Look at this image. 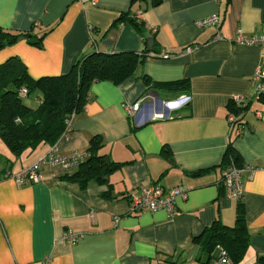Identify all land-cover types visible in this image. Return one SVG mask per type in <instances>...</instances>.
Wrapping results in <instances>:
<instances>
[{"label":"crops","instance_id":"0c3cea01","mask_svg":"<svg viewBox=\"0 0 264 264\" xmlns=\"http://www.w3.org/2000/svg\"><path fill=\"white\" fill-rule=\"evenodd\" d=\"M152 3L0 0L2 29L37 37L47 33L41 48L21 39L0 51V65L16 57L34 79L67 74L93 49L106 54L148 51L149 40L129 22L114 26L123 14L142 22L154 39L153 53L134 77L91 86L86 108L74 115L69 135L59 145V155L87 158L93 139L101 138L99 153L122 165L109 175L110 189L91 183L83 190L67 181L60 168L48 167L41 170L39 183L20 186L7 175L32 166L51 146L18 158L0 138V264H43L46 259L48 264H209L200 241L204 231L217 220L234 226L240 205L250 235L241 264H259L264 258V99L251 102L240 115L244 133L232 137L241 163L257 168L253 176H244L243 199H230L221 185L231 165L225 161L230 100L235 95L251 99L256 72L264 70V47L233 40L239 32L264 34V0ZM215 15L219 27L197 26ZM190 46L198 48L187 53ZM162 52L171 58L163 59ZM182 80L189 89L171 92L157 85ZM145 95L152 98L142 111L127 116L123 105ZM161 96L164 102L180 96L191 100L170 118L155 120ZM165 149L171 150L174 163L163 155ZM202 170L208 171L193 175ZM147 186L182 187L188 197L177 200L173 217L164 210L131 213L130 195ZM67 232L79 234V240L69 243Z\"/></svg>","mask_w":264,"mask_h":264},{"label":"trees","instance_id":"16d2710c","mask_svg":"<svg viewBox=\"0 0 264 264\" xmlns=\"http://www.w3.org/2000/svg\"><path fill=\"white\" fill-rule=\"evenodd\" d=\"M138 1L140 0H132V3ZM161 1L153 0L152 5L157 6ZM126 22L133 25L144 39L149 40L142 22L129 17L128 14H123L114 26ZM46 35L47 33H44L37 37L31 33H15L0 27V51L21 39H27L31 45L41 48ZM153 51L106 54L93 49L82 55L67 74L39 79L30 76L27 66L20 59L10 58L0 65V138L18 158L25 152L34 151L41 146L55 145L65 132L71 116L86 108L91 86L95 82L111 81L121 84L135 76L137 68ZM144 80L148 86L152 85L147 77ZM157 85L171 92H180L190 87L187 80ZM23 90L27 91L25 95L22 94ZM29 98H34L36 107L25 104L24 100ZM263 99L264 94L260 100ZM249 105L238 106L230 100L229 115L233 114L238 118L236 126L243 127L240 115L248 110ZM232 137L233 134L225 161L230 160L231 164L242 167L241 158L233 147ZM102 147L101 138H94L86 160L76 172L65 175L64 178L83 190L91 183L106 185L110 189L109 175L119 170L122 165L111 161L106 155H101L99 152ZM163 155L169 162L174 163L170 149L163 150ZM207 171H197L193 175L198 176ZM201 239L202 250L209 264L214 259L218 247L226 251L234 264H241L247 255L250 240L244 206H239L234 226H227L217 220L211 228L204 231ZM259 264H264L263 257Z\"/></svg>","mask_w":264,"mask_h":264},{"label":"built area","instance_id":"2783aa9c","mask_svg":"<svg viewBox=\"0 0 264 264\" xmlns=\"http://www.w3.org/2000/svg\"><path fill=\"white\" fill-rule=\"evenodd\" d=\"M97 0H91V3L95 4ZM221 23L220 17L218 15L211 16L207 19L200 20L196 24L201 29H209L213 27H219ZM39 26V24H36ZM216 40H224L222 36L216 37ZM238 45L243 46H261L264 47V34L254 35L251 37H246L242 32L234 38L233 40ZM198 46H190L186 49L187 53H191L196 50ZM163 59H170L171 55L165 52L159 54ZM255 89L251 99H244L240 95H235L231 98L236 105L246 107L253 101H259L262 94H264V70L259 69L256 72L254 78ZM27 93L23 90V95ZM152 98L150 95L143 96L135 104H124L123 109L127 116L135 118L143 108V104ZM189 96H180L175 100L167 101L162 104V111L160 114L155 115L154 119H166L170 118L172 111L181 109L183 106L190 103ZM75 114L67 121V127L63 133L61 139L51 148L48 153L42 156L36 163L32 166L24 169L18 174L7 175L8 179L15 181L20 186L37 184L41 180L40 172L44 167L49 169L60 168L64 175H72L76 172L82 162L85 161L86 156L78 153L72 156H62L59 155V145L61 141L68 137L69 132L72 127V120ZM258 117H261L260 113H257ZM238 118L231 114L228 116V122L230 127V132L234 137H240L244 133V127L236 126ZM257 168L251 165H243L238 167L231 164L226 171L223 173L222 185L226 191L227 196L236 201H241L244 197V184L243 179L245 175L250 177L255 174ZM188 197V192L182 187H175L171 189H164L159 186H147L141 188L138 192L130 195V212L137 214L143 211L157 212L160 210L166 211L170 217L176 214V202L178 199L186 200ZM80 238V235L73 232H67L65 234V239L71 243H76ZM46 259L43 264H48ZM210 264H234V262L228 257L225 250L218 247L215 252V257Z\"/></svg>","mask_w":264,"mask_h":264},{"label":"water","instance_id":"95a60500","mask_svg":"<svg viewBox=\"0 0 264 264\" xmlns=\"http://www.w3.org/2000/svg\"><path fill=\"white\" fill-rule=\"evenodd\" d=\"M153 46H154V39L153 38H149V41H148V51L151 52L153 50ZM158 111H162V104H163V101L162 100H159L158 101ZM150 107L152 108V104L150 105Z\"/></svg>","mask_w":264,"mask_h":264},{"label":"rangeland","instance_id":"374dc122","mask_svg":"<svg viewBox=\"0 0 264 264\" xmlns=\"http://www.w3.org/2000/svg\"><path fill=\"white\" fill-rule=\"evenodd\" d=\"M161 100L165 101V98L163 96H161ZM24 102H25V104H27L30 107L35 106L34 98L25 99Z\"/></svg>","mask_w":264,"mask_h":264}]
</instances>
